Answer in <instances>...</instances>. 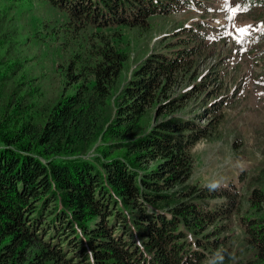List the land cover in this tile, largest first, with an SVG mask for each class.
Wrapping results in <instances>:
<instances>
[{"label": "trees", "instance_id": "trees-1", "mask_svg": "<svg viewBox=\"0 0 264 264\" xmlns=\"http://www.w3.org/2000/svg\"><path fill=\"white\" fill-rule=\"evenodd\" d=\"M31 1L0 0V48L9 11ZM42 1L64 13L61 42L79 50L63 71L71 90L41 120L18 98L10 109L0 102V264H201L213 243L229 262L219 232L241 208L237 190L191 180L189 147L218 119L174 113L191 89L170 97L197 52L190 40L205 35L192 25L159 39L119 86L112 117L104 111L129 60L122 26L141 30L149 16L191 0ZM254 180L247 199L260 210L264 166ZM240 225L254 256L233 264H264V216L244 213Z\"/></svg>", "mask_w": 264, "mask_h": 264}, {"label": "rangeland", "instance_id": "rangeland-1", "mask_svg": "<svg viewBox=\"0 0 264 264\" xmlns=\"http://www.w3.org/2000/svg\"><path fill=\"white\" fill-rule=\"evenodd\" d=\"M253 1L257 0H227L226 4L225 0H204L207 5L197 3V8H189L191 0L187 8L149 16L141 30L122 26V44L128 49L129 60L104 109L105 115L112 117L119 86L159 39H174L184 27L192 25L198 32L204 30L208 38L195 36L190 40L197 52L188 74L181 76L170 97L191 89L174 113L194 115L201 124H212L218 119L209 137L189 147L193 156L191 180L200 185L213 181L219 185L230 183L237 190L241 208L235 204L236 212L228 221H221L228 226L219 232V237L233 255L231 260L221 262L217 254L220 246L215 248L213 243V256L201 264H233L252 258L254 251L246 242L240 215L264 216V204L258 210L247 199L256 185L254 176L264 166V4ZM237 8L241 10L234 11ZM63 15L42 0H32L20 3L6 16L2 28L9 34L0 48V69L8 73L0 80V102L7 104V109L11 107L9 99L18 98L26 113L41 120L46 107L71 90L63 71L69 55L79 48L71 41L63 42L66 47L61 42L65 39L59 31ZM224 18L229 20L219 22ZM242 28L247 31L241 32ZM202 80L205 85L198 87ZM149 119L152 121L153 116L146 121ZM101 139L98 137L93 145ZM94 146L87 156L96 152Z\"/></svg>", "mask_w": 264, "mask_h": 264}, {"label": "snow or ice", "instance_id": "snow-or-ice-1", "mask_svg": "<svg viewBox=\"0 0 264 264\" xmlns=\"http://www.w3.org/2000/svg\"><path fill=\"white\" fill-rule=\"evenodd\" d=\"M227 3V0H225V4ZM237 10H239V9H234V11H237ZM246 10V9H245ZM240 31L241 32H244V31H247V29H244V28H242V29H240Z\"/></svg>", "mask_w": 264, "mask_h": 264}, {"label": "bare ground", "instance_id": "bare-ground-1", "mask_svg": "<svg viewBox=\"0 0 264 264\" xmlns=\"http://www.w3.org/2000/svg\"><path fill=\"white\" fill-rule=\"evenodd\" d=\"M199 3H201L202 5L204 4V5H207V4H205L204 3V0H200V1H198ZM189 8H192V7H189Z\"/></svg>", "mask_w": 264, "mask_h": 264}, {"label": "clouds", "instance_id": "clouds-1", "mask_svg": "<svg viewBox=\"0 0 264 264\" xmlns=\"http://www.w3.org/2000/svg\"><path fill=\"white\" fill-rule=\"evenodd\" d=\"M215 186H216L215 184L212 185V187H215Z\"/></svg>", "mask_w": 264, "mask_h": 264}]
</instances>
